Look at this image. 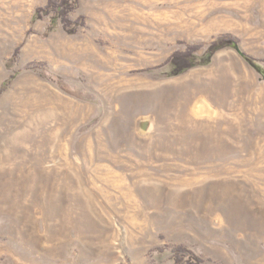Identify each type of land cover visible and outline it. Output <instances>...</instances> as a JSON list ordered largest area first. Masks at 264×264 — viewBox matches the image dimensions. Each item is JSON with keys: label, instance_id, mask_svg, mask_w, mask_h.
I'll list each match as a JSON object with an SVG mask.
<instances>
[{"label": "rangeland", "instance_id": "1", "mask_svg": "<svg viewBox=\"0 0 264 264\" xmlns=\"http://www.w3.org/2000/svg\"><path fill=\"white\" fill-rule=\"evenodd\" d=\"M47 3L0 0V264H264V78L208 50L264 66V0Z\"/></svg>", "mask_w": 264, "mask_h": 264}, {"label": "trees", "instance_id": "2", "mask_svg": "<svg viewBox=\"0 0 264 264\" xmlns=\"http://www.w3.org/2000/svg\"><path fill=\"white\" fill-rule=\"evenodd\" d=\"M78 4L79 0H48L45 8L40 7L37 9V16H41L42 10L45 9L46 11L52 10L56 13V16L52 19L50 30L56 28L59 19H61L66 27L70 26L73 23L80 24L77 20L73 22L68 16L69 11L77 8ZM224 47L235 48L264 78V66L257 58L242 49L239 38L232 34H222L211 42L208 50L213 54ZM201 48L202 45L191 44L188 45L185 50H176L170 56L168 61L174 62L178 66L177 71H175L174 73L191 67L195 58V52H197ZM172 252L175 264H205V259L185 244H178L174 246L172 248ZM120 264L128 263L121 262Z\"/></svg>", "mask_w": 264, "mask_h": 264}]
</instances>
